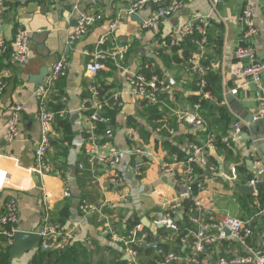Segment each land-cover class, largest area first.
I'll list each match as a JSON object with an SVG mask.
<instances>
[{"label": "crops", "instance_id": "crops-1", "mask_svg": "<svg viewBox=\"0 0 264 264\" xmlns=\"http://www.w3.org/2000/svg\"><path fill=\"white\" fill-rule=\"evenodd\" d=\"M247 1L253 7L259 29L252 43L259 59L264 61V0H167L161 5H148L138 13L145 21L161 6H178L171 16L152 28H145L144 23L131 19L127 9L131 7L132 0H33L24 4L18 0H4V5L0 6V39L11 41L19 28L25 29L30 36V50L27 62L21 65H12L8 55L0 58V80L6 83L0 103V168L9 175L7 186L1 193L0 214L5 202L15 198L19 202L20 231L37 232L47 209L54 220L62 219L67 227L75 230L76 241L68 254L72 262L124 264L127 262L126 251L104 232V222L98 210L106 206L104 210L112 217L119 234L127 231L126 223L130 219L141 221L147 217L153 222L162 204L179 194V191L163 181L165 176L158 164L171 162L173 147L191 156V145H204L213 136L216 141L205 153L206 164H197L206 169L200 175L202 187L197 195L212 209L216 224H221L226 217H239L248 223L253 235L246 243L236 239L217 241L210 245L206 256L208 259H231L262 251L264 190L255 189L249 194L238 191L237 187L253 186L250 184L256 177L253 164L257 160L264 162V131H261L260 124H256L251 129H245L240 138H230L237 120L246 121V118L264 109V92L255 86L240 89L237 95H232L237 85L233 70L236 66L235 49L241 38L239 16ZM83 13L96 15L100 19L88 35L70 45V34ZM201 16L210 18V28L206 52L199 62L209 67L207 77L211 76V79L220 83L217 87L222 99L213 96L214 86L207 80L205 92L210 99L203 101V126L193 127L170 121L173 133L164 129L163 133L158 134L155 131L158 120L150 121L149 117H142L141 100L125 94L128 88L125 72L110 68L96 77L86 74L88 58L85 52L94 49L100 38L110 32L111 25L119 22L116 30L118 43L132 45L127 61L129 70L137 72L144 58L164 53L170 59L168 70L163 66V70L167 71L165 78L173 77L181 89V95L175 96L177 105L186 107L197 103L203 99L204 91L200 89L199 82L197 85L200 90L193 89L196 81H199L191 66V60L198 58L194 38L176 47L169 43L175 28L193 23ZM63 58L67 59L68 72L65 80L57 85L56 92L57 97L66 99L58 102L66 112V117L62 119L64 121L58 120L53 125L49 167L46 173L39 174L34 171L35 149L41 139L39 102L35 97L39 86L32 82L31 77L38 75L49 62H54L50 66L51 70L58 59ZM103 80L112 85V91L124 92V107L117 117L111 145V148L122 153V161L116 171L122 175L125 183L118 188L108 183L110 169L94 171L87 164L81 144L85 117L79 109L86 85ZM190 95L198 96V101L190 102ZM227 95L233 99L231 104L227 102ZM208 101L210 104L206 106L204 102ZM15 105H23L21 136L10 142L7 124ZM162 105L167 110L162 119L170 118L176 103L165 101ZM124 116L137 123L128 125L129 121L125 122ZM65 121L69 124L70 135L69 130L65 132ZM133 128L141 132L146 149L154 155L149 160L152 165L142 179L135 178L131 167L136 160L130 152L129 132ZM228 138L230 140L226 142ZM182 168L183 165L177 167L178 176L174 174L167 177L169 183L179 186ZM234 169L236 179L233 177ZM121 193L129 197L128 201L121 200ZM176 219L185 222L187 213L180 212ZM185 224H188V219ZM159 231L157 235L162 245L188 254V246H181L177 239L165 243ZM88 241L93 243L92 248L86 244ZM38 250L39 244L34 251L12 263L9 261V264H33L38 261ZM146 254L148 264H153L155 252Z\"/></svg>", "mask_w": 264, "mask_h": 264}, {"label": "built area", "instance_id": "built-area-1", "mask_svg": "<svg viewBox=\"0 0 264 264\" xmlns=\"http://www.w3.org/2000/svg\"><path fill=\"white\" fill-rule=\"evenodd\" d=\"M20 3H28L33 0H18ZM167 0H132L131 7L127 9L130 15L138 14L148 5L162 4ZM4 5V0H0V6ZM178 6L159 7L148 19L144 21L145 28H152L169 16H171ZM5 9V8H4ZM100 17L96 15L81 14L77 26L69 37V44L73 45L83 39L90 30L98 23ZM239 21L241 24V38L235 49L236 66L233 70L236 79V88L232 90V95H237L240 89L248 86H255L264 92V61L260 60L253 39L258 36L259 29L254 19L253 7L250 2H246L241 9ZM120 23L114 22L110 32L100 38L94 49L85 52L88 61L86 63V74L96 77L100 73L110 69L111 66L126 74L128 94L141 101H147L153 106L163 104V97L168 96L172 103H176L171 110V117L158 120L156 133L161 134L166 129L173 133L170 121L181 124H188L193 127L203 126L205 119L202 116L203 101L210 99L205 92L208 87L207 75L209 67L203 66L199 61L206 52L208 44V31L210 28V18L201 16L193 23H187L183 27L175 28L170 39V45L180 46L184 41L191 37L198 48V58L191 60L194 73L199 77V87L204 91L203 99L197 103L182 107L175 101L174 91L166 78L157 73L147 75L139 71H131L127 67L129 54L132 51L130 43H118L116 30ZM30 50V36L25 29L19 28L11 41L0 39V58L8 55L12 65H21L27 62ZM154 67V63L151 64ZM68 62L66 58L59 60L45 77L44 82L35 91V97L39 102V122L41 125V139L35 149L36 167L35 172L46 173L50 163V150L52 147V131L56 121L65 119L66 112L62 109L57 110L54 105L60 100L57 99V83L67 76ZM6 90V83L0 80V103ZM88 96L84 97L80 106V112L84 113L85 128L81 137V144L84 148L87 164L94 171L111 172L108 178L109 185L120 187L124 185V178L116 171L122 161V153L111 148L115 135V124L111 118L106 116V108L116 107L119 114L122 112L124 103L122 91H112L102 93L97 83L91 82L87 85ZM23 105H15L11 109V115L7 124V137L10 142L16 141L21 136ZM125 122L128 118L124 116ZM264 121V109L254 115L253 122L249 123L237 120L232 128L230 138H240L245 129H251L253 125ZM131 149L130 152L136 157L132 164L133 175L137 179L144 178L149 167L150 158H154L152 152L145 147V142L138 129H130L129 132ZM226 139V142L230 140ZM215 137H210L204 145H191L192 155L187 161H180L178 155H173L171 162H161L159 165L163 176L170 178L176 173L177 167L183 165L179 180V194L173 200H166L160 210L156 213L154 223L161 225L164 230L163 241L172 243L179 238L181 246H188V254H181L175 250H167L160 242L150 238L145 228L140 223L138 226L129 229L124 234L117 233L112 221V217L105 212V207L98 210L104 224L103 230L110 235L113 240L120 243L127 256L126 264H148L146 251L155 252L153 264H264V249L256 254L227 259L219 257L208 259L207 250L213 243L228 239H236L241 243H246L247 239L253 235L248 223L239 217H226L221 224L214 222L213 211L202 199L198 197L194 190L196 164H206L205 153L215 145ZM256 177L250 182L256 186L259 178L264 175V162L257 160L253 164ZM234 179L237 178L235 169L233 170ZM9 181L8 172L0 168V198ZM199 189L201 184L197 186ZM129 197L121 193V200L128 201ZM186 200L192 202V207L186 212L188 224L182 230L177 221V216L184 211ZM19 202L15 198H10L5 202L2 213L0 214V244L8 245L13 243L14 236L19 229ZM37 233L41 236L39 250L49 253H61L69 249L76 241L74 228L57 222L53 219L49 210H45L41 224ZM160 240V238H159ZM90 248L93 247L91 241L86 242Z\"/></svg>", "mask_w": 264, "mask_h": 264}, {"label": "trees", "instance_id": "trees-1", "mask_svg": "<svg viewBox=\"0 0 264 264\" xmlns=\"http://www.w3.org/2000/svg\"><path fill=\"white\" fill-rule=\"evenodd\" d=\"M174 54H176V53L174 52ZM152 63H154V67H151ZM169 64H170V59L168 58V56L165 55L164 53H160V55L157 56V57L144 58V61H143L142 65H141V69L139 70V72L146 73L147 75H151L152 73H157L160 76L165 77L167 71L163 70V68H164L163 66H165V68L167 69ZM111 68H112L113 71L117 70V69L113 68L112 66H111ZM213 78H215V77H213ZM64 80H65V78H62L57 83V85L60 82L64 81ZM207 80H208L210 85L214 86V89H212L213 90V96L217 97L219 99L220 98V93H219V89H218L217 86L220 83L217 82L214 79H211V76H208ZM96 83H97V85H99L100 89L102 90V93H104V94L108 93L111 90V86L112 85L107 80H103L102 82H96ZM197 83H198V80L196 81V84L193 87V89L195 91H199L200 90L198 85H197ZM86 87H87V85H86ZM180 93L181 92H174V95L175 96H180L181 95ZM86 96H88V92L85 90V93H84L83 97H86ZM60 97H62V96H60ZM57 98H59V97H57ZM198 99H199V97L196 96V95H190V97H189L190 102H193V103L197 102ZM163 100H164V102L167 101L168 103L171 101L168 96L163 97ZM140 103H141V107H142L141 110H140L141 111L140 115L142 117H149L150 121L151 120L152 121L153 120L154 121L160 120L167 113V110H166V108L163 107V105L162 106L161 105L160 106H153V105L148 104L147 101H141ZM204 103H205L206 106H209L210 101L204 102ZM160 107H162L163 109H160ZM54 108H56L57 110H60V109H62V106L58 105V103H57V104L54 105ZM104 112H105L104 114L106 116L111 118L112 123L115 124L116 120H117V117L119 115V112H120L119 109L116 108V107L106 108L104 110ZM62 121H64V120H62ZM128 121H129L128 125H132L133 123H137L134 119H131V118L128 119ZM66 124H68L67 121H65L63 123L65 132H66V130H69L68 134L70 135L69 124L68 125H66ZM172 154L173 155L174 154L178 155L180 161H185L186 158L189 157L185 152H183V151H181V150H179L178 148H175V147L172 148ZM194 168H195V172H196V176H197V178L195 177L194 190H195V193L197 194L198 190H199V188L197 186L200 184V175L204 174L206 169L202 168L201 166H199L197 164L194 166ZM263 186H262V189L264 190ZM191 207H192V202L190 200H186L185 203H184V212H187ZM186 220L187 219H185V222H178L180 224L181 228H187V225L186 224L184 225V223H186ZM56 221L66 225L62 219H56ZM140 222L141 221L139 219H137L135 221L130 219L129 221H127V223H126L127 224V231L129 229H132V228L138 226L140 224ZM145 231L150 235V238L152 239L153 238V234H151V232L148 229H146V228H145ZM159 235H160V237L164 236V230L163 229H161L159 231ZM179 240L180 239L177 238V241H179ZM162 246L164 248H166L167 250H170L168 245L164 244ZM9 248L10 247L8 245H6V244L5 245H3L2 243L0 244V264H9V261H10ZM70 248L67 249L66 251L61 252V253H49V252H43V251L38 250L37 251V253H38V261L36 260V262H33V264H51V263H54V264H78V263L72 262V259L68 257V254L70 252ZM144 251H146L148 253L150 252L148 250H144ZM52 260H57V261L53 262ZM126 263L127 262H124V264H126Z\"/></svg>", "mask_w": 264, "mask_h": 264}, {"label": "water", "instance_id": "water-1", "mask_svg": "<svg viewBox=\"0 0 264 264\" xmlns=\"http://www.w3.org/2000/svg\"><path fill=\"white\" fill-rule=\"evenodd\" d=\"M181 1V0H178ZM131 19L134 21H137L138 23H144V19L140 16V14H133L131 15ZM77 25V22H76ZM59 61V59H58ZM54 62H49L46 66L42 67L40 70V73L38 75L32 76L31 80L33 83H35L37 86H41L44 82L45 77L48 75L50 72V66ZM166 82L171 85L172 89L174 92H180L181 89L178 85V83L173 79L171 76L166 77ZM227 102L229 104L232 103L233 99L231 95L226 96ZM254 115H251L246 118V121L251 123L253 122ZM244 119V117H243ZM245 120V119H244ZM261 126V131H264V124L263 122L259 123ZM110 169V168H108ZM176 176H178V173L176 171ZM209 174H211L209 172ZM163 181L167 184H169L171 187L176 189L177 191L180 190V187L173 184L169 183L168 178L164 177ZM264 185V175L259 178L258 184L256 185V188L254 186H247V185H240L237 187L238 191H244L246 193H253L255 189H261L262 186ZM141 224L144 228L148 229L153 235H154V240L157 242L159 241V237L157 235V232L163 227L161 225H157L156 223L150 221L147 217L142 218ZM41 241V236L37 232H26V231H19L15 234L13 243L10 246L9 249V254H10V262L12 263L15 259H19L24 256V254L29 253L31 251H34L38 244Z\"/></svg>", "mask_w": 264, "mask_h": 264}]
</instances>
